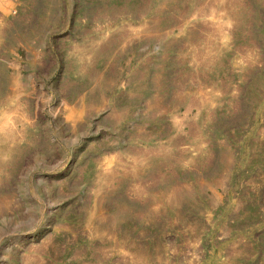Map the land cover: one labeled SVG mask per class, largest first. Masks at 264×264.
I'll list each match as a JSON object with an SVG mask.
<instances>
[{"label": "rangeland", "instance_id": "obj_1", "mask_svg": "<svg viewBox=\"0 0 264 264\" xmlns=\"http://www.w3.org/2000/svg\"><path fill=\"white\" fill-rule=\"evenodd\" d=\"M0 0V264H264V0Z\"/></svg>", "mask_w": 264, "mask_h": 264}, {"label": "built area", "instance_id": "obj_2", "mask_svg": "<svg viewBox=\"0 0 264 264\" xmlns=\"http://www.w3.org/2000/svg\"><path fill=\"white\" fill-rule=\"evenodd\" d=\"M9 1H10V4L7 5L8 11L9 13H14L17 7V3L15 0H9Z\"/></svg>", "mask_w": 264, "mask_h": 264}]
</instances>
